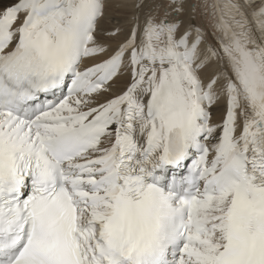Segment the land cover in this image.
Wrapping results in <instances>:
<instances>
[{
	"label": "snow or ice",
	"instance_id": "1",
	"mask_svg": "<svg viewBox=\"0 0 264 264\" xmlns=\"http://www.w3.org/2000/svg\"><path fill=\"white\" fill-rule=\"evenodd\" d=\"M0 264H264V0L0 8Z\"/></svg>",
	"mask_w": 264,
	"mask_h": 264
},
{
	"label": "bare ground",
	"instance_id": "2",
	"mask_svg": "<svg viewBox=\"0 0 264 264\" xmlns=\"http://www.w3.org/2000/svg\"><path fill=\"white\" fill-rule=\"evenodd\" d=\"M13 2L14 0H0V8H3L4 6H7ZM126 2L131 3V0H126ZM129 11L118 12L115 9L107 10L105 17L100 21V28L103 29L104 31H107V30L113 29L118 24L120 26H126V19H127V16L129 15ZM109 42L113 44L115 43L114 41H109ZM213 118L219 119L220 113L214 112Z\"/></svg>",
	"mask_w": 264,
	"mask_h": 264
}]
</instances>
